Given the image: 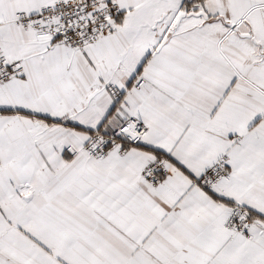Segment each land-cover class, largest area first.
<instances>
[{
    "label": "snow or ice",
    "instance_id": "1",
    "mask_svg": "<svg viewBox=\"0 0 264 264\" xmlns=\"http://www.w3.org/2000/svg\"><path fill=\"white\" fill-rule=\"evenodd\" d=\"M0 264H264V0H0Z\"/></svg>",
    "mask_w": 264,
    "mask_h": 264
}]
</instances>
